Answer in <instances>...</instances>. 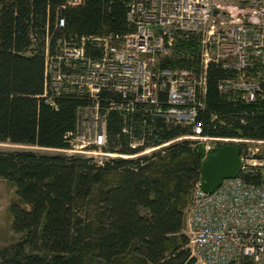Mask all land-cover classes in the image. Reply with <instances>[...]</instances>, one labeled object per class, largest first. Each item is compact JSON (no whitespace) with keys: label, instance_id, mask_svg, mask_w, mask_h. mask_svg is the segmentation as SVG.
<instances>
[{"label":"trees","instance_id":"1","mask_svg":"<svg viewBox=\"0 0 264 264\" xmlns=\"http://www.w3.org/2000/svg\"><path fill=\"white\" fill-rule=\"evenodd\" d=\"M61 16L67 31L81 35L131 30L123 0H81L77 5L68 0H0V142L70 148L65 135L76 126L80 99L61 97L55 108L41 97V49L46 36L51 47L62 36L54 31ZM32 30L41 34L38 51ZM194 46L180 40L171 63L187 64ZM221 75L219 68L210 69L207 109L227 116L234 108L216 87ZM200 118L204 134H237L213 123L208 112ZM263 123L241 125L243 135L264 137ZM121 126L119 115L111 114L107 150L114 151L120 142V152H138L128 146ZM191 133L188 126H172L154 145ZM213 150L182 139L163 150L111 158L104 165L94 156L59 150L0 151V178L15 187L17 199L9 208L11 229L18 236L0 247V264H196L183 233L185 209L201 181L202 163ZM241 177L261 182L260 173L243 172ZM243 264L253 263L248 259Z\"/></svg>","mask_w":264,"mask_h":264},{"label":"built area","instance_id":"2","mask_svg":"<svg viewBox=\"0 0 264 264\" xmlns=\"http://www.w3.org/2000/svg\"><path fill=\"white\" fill-rule=\"evenodd\" d=\"M68 1L77 5L81 0ZM123 1L128 32L81 35L67 31L61 16L54 31L62 36L53 47L47 39L41 97L55 108L61 97L81 101L76 126L65 135L70 148L56 150L94 156L104 165L111 158L150 154L182 139L204 144L207 152L229 143L240 147L237 177L213 192H206L200 181L194 185L183 233L197 262L243 264L249 259L264 264V137L243 135L241 127L264 122V0ZM49 27L48 22L47 34ZM32 33L37 43L41 34ZM183 39L195 43L194 54L187 56V64L171 63ZM213 66L224 72L216 87L234 108L227 116L207 109ZM202 112L237 134H204ZM111 114L122 119L121 132L138 152H120V142L114 151L107 150ZM176 125L188 126L192 133L154 145L164 129ZM243 172L260 173L261 182L247 181Z\"/></svg>","mask_w":264,"mask_h":264},{"label":"water","instance_id":"3","mask_svg":"<svg viewBox=\"0 0 264 264\" xmlns=\"http://www.w3.org/2000/svg\"><path fill=\"white\" fill-rule=\"evenodd\" d=\"M240 170V147L234 144L217 146L202 163L201 187L213 192L224 180L237 177Z\"/></svg>","mask_w":264,"mask_h":264},{"label":"rangeland","instance_id":"4","mask_svg":"<svg viewBox=\"0 0 264 264\" xmlns=\"http://www.w3.org/2000/svg\"><path fill=\"white\" fill-rule=\"evenodd\" d=\"M31 148L42 152H56L54 149L39 148L29 145H17L9 142H0V151ZM105 159L106 156H102ZM15 187L8 181L0 178V247L10 244L18 236L11 229L12 214L10 204L16 200ZM196 264H203L197 262Z\"/></svg>","mask_w":264,"mask_h":264},{"label":"bare ground","instance_id":"5","mask_svg":"<svg viewBox=\"0 0 264 264\" xmlns=\"http://www.w3.org/2000/svg\"><path fill=\"white\" fill-rule=\"evenodd\" d=\"M131 28V27H130ZM32 38H33V35H32ZM47 39H49L48 38V36H46V40H45V45H44V48L43 49H41V52L43 53V55H44V59H45V68H46V56H45V48H46V46H47ZM33 44H34V46H33V48H36V46H37V43L36 42H34L33 41ZM39 50V48H38V46H37V49H35V51H38ZM93 57H98V55L96 54V53H94L93 54ZM214 67V66H213ZM212 68V67H211ZM215 68H218V67H215ZM222 71V70H221ZM223 75H224V72L222 71V75L219 77V78H221V77H223ZM122 158V157H121ZM131 158V157H130ZM249 173H252L253 174V172H249ZM201 182V181H200ZM196 183H198V182H196ZM195 183V184H196Z\"/></svg>","mask_w":264,"mask_h":264}]
</instances>
